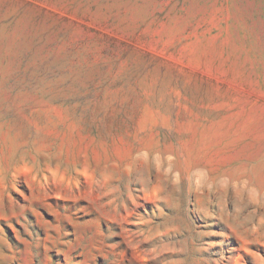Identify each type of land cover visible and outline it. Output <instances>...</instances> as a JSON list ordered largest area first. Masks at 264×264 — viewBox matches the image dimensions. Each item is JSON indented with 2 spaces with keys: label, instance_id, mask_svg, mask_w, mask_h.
Wrapping results in <instances>:
<instances>
[{
  "label": "rangeland",
  "instance_id": "1",
  "mask_svg": "<svg viewBox=\"0 0 264 264\" xmlns=\"http://www.w3.org/2000/svg\"><path fill=\"white\" fill-rule=\"evenodd\" d=\"M0 264H264V0H0Z\"/></svg>",
  "mask_w": 264,
  "mask_h": 264
}]
</instances>
